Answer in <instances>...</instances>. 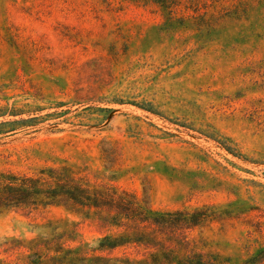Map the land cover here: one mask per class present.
Masks as SVG:
<instances>
[{"label": "rangeland", "instance_id": "obj_1", "mask_svg": "<svg viewBox=\"0 0 264 264\" xmlns=\"http://www.w3.org/2000/svg\"><path fill=\"white\" fill-rule=\"evenodd\" d=\"M179 3L169 21L133 0H0V170L68 164L154 209L216 206L191 245L240 263L264 246V0ZM52 231L103 234L61 206L0 213V239Z\"/></svg>", "mask_w": 264, "mask_h": 264}, {"label": "trees", "instance_id": "obj_2", "mask_svg": "<svg viewBox=\"0 0 264 264\" xmlns=\"http://www.w3.org/2000/svg\"><path fill=\"white\" fill-rule=\"evenodd\" d=\"M133 1L156 5L169 21L180 4V0ZM148 197L141 201L114 184L91 183L85 173L68 164L33 171L0 170V213L61 206L95 218L103 231L95 246L73 245L65 239L68 235L55 231L29 238L4 237L0 264H264V246L234 263L191 245L188 231L217 218L216 206L159 210ZM130 247L133 253L127 251Z\"/></svg>", "mask_w": 264, "mask_h": 264}]
</instances>
